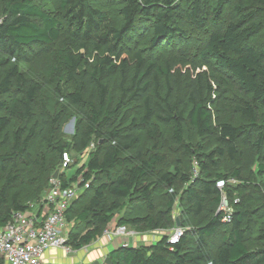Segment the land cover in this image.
Masks as SVG:
<instances>
[{
	"label": "trees",
	"instance_id": "trees-1",
	"mask_svg": "<svg viewBox=\"0 0 264 264\" xmlns=\"http://www.w3.org/2000/svg\"><path fill=\"white\" fill-rule=\"evenodd\" d=\"M57 1L59 10L53 11L45 0H2L0 184L4 183L0 186V224H5L12 212L43 198L48 180L42 195H38L41 187L25 195L12 192L21 178L18 161L37 169L39 162L32 159L30 148L38 139L60 162L65 152L87 154L72 176L58 174L63 186L78 177L89 182L66 211L68 223L73 217L84 225L69 229V246L80 249L92 243L118 210L136 204L144 205L149 213L122 217L117 225L167 228L168 216L179 203L185 206V214L194 217L207 211L202 225L186 228L175 243H169L165 233L149 245H118L108 252L107 264H264V222L255 237L250 235L259 212L264 210V198L259 208L241 207L240 197L236 204L232 202L240 186L255 187L257 183L249 181L250 172L242 177L236 166L230 173L210 171L221 157L236 159L239 147L247 148L258 159L253 176L264 185V125L258 118V108L264 105V43L255 41L264 35V0L260 6L238 1L227 17L223 7L228 0H123L121 21L114 26L107 25L106 13L92 6L90 0ZM188 25L200 30L196 50L199 63L188 74L183 86L185 101L181 102L172 86L164 91L160 82L162 77H171L170 67L148 61L138 51L123 50L122 43L131 42L132 34L143 36L151 30L152 43L171 44L188 37ZM93 39L100 41L95 45L100 53L90 62ZM103 42L108 45L101 49ZM39 53L45 55L48 81L72 84V90L60 95L69 105L79 107L68 143L58 138L62 114L51 113L39 98L43 83L20 69V62H28ZM111 77H120V83L111 84ZM226 80L241 93L231 103L245 123L224 121L215 103L210 102L212 93L223 92ZM57 92L62 91L57 88ZM130 102L141 104L140 117L122 110ZM13 122L18 126L13 127ZM165 126L175 143L196 162L197 176L192 178L177 167L173 172L159 171L158 166L166 160L158 142ZM186 127L199 138L211 137V149L205 151L200 144L186 141ZM141 133L148 142L153 140L150 146L140 143ZM72 158L70 168L78 162ZM149 176L154 181L146 182ZM219 179L235 180L225 187L234 208L229 222H222L217 212ZM156 187L164 188L165 208L153 217L150 212L154 210ZM0 264H4L2 257Z\"/></svg>",
	"mask_w": 264,
	"mask_h": 264
},
{
	"label": "rangeland",
	"instance_id": "rangeland-1",
	"mask_svg": "<svg viewBox=\"0 0 264 264\" xmlns=\"http://www.w3.org/2000/svg\"><path fill=\"white\" fill-rule=\"evenodd\" d=\"M45 1L51 8V10H59L57 0ZM238 1H242L244 4H251L253 2L258 6H260L262 3L261 0H228V2L225 3V6L223 7V14L225 17L231 15L232 5ZM90 3L92 6L97 7L98 9L106 13L107 25L114 26L120 23L121 17L119 9L123 4V0H90ZM1 6L2 0H0V13ZM68 17L69 16H67V18ZM262 17L264 18V12ZM186 27L188 37L175 40L171 44H168L165 41L158 42L159 44L152 43L151 30H149L148 33L143 36H141V34H129V39L132 41L122 43L126 49L121 48L131 53L138 51L141 56L148 61H153L163 67L169 66L171 69V77H162L160 82L164 91L167 90L169 86H172L181 102L185 101L183 86L186 83L188 74L192 71L193 65L199 63L196 50L199 46V35H201L199 34L200 30L193 29L189 25ZM255 41L264 43V35L260 34L255 38ZM102 44L104 45H101V49H104L105 45H108L107 42H103ZM95 45H100V41L93 39L90 42V62H94L98 58L100 53L95 49ZM34 49L36 51L38 48L35 47ZM31 52L33 53L34 50H32ZM202 67L206 68L205 65H202ZM20 69L23 70L27 77L39 80L43 83L44 87L39 98L51 113L62 114V119L60 122V133L58 134V138H60L64 142H70L75 131L77 119L79 117V107L77 105H69L68 103H66L65 99L61 98L60 95L65 91L72 90V84L67 81H48L47 65L45 55L43 53H39L38 55L32 57V59H30L28 62H20ZM120 81V77H111L110 79L111 84L118 85ZM224 87L225 89L222 93H212L210 102L215 103L217 112L224 121H230L232 123H245V120L240 116V114L234 111V106L231 103V101H234L235 97L240 98V91L235 88V86L232 84V82L230 83L229 80L225 81ZM57 88H60L62 92H57ZM224 94L226 95V98H224ZM125 109H128L130 115H135L136 117H140L143 112L141 104L135 102H130L127 106L122 108L123 111H125ZM258 118L260 124L264 125V105L258 108ZM31 124L32 122L30 124H27L26 126H29ZM12 126H18V122H13ZM163 131L164 134L162 135L161 140L159 138L158 142L160 145H163L160 149V152L164 153V155L166 156V160L158 166L159 171L173 172L175 167H177L180 171L190 175V177L192 178L194 176H197L199 174V170L197 169L196 162L192 160V156H189L187 153H185L175 143L169 127H163ZM185 138L188 142L200 144L205 151H209L214 145V141L211 137L199 138L189 127L185 128ZM152 141L153 140L150 139L148 142L145 136L142 133L140 134V143L145 147L150 146L153 143ZM239 150L240 154L236 159H230L227 156H223L220 158L219 163L216 166L210 168V171L212 174L215 171L220 170L230 173L236 166L239 167L242 177H248L250 172L251 176H249V181H252L251 183L256 182L257 184H254L255 187L249 186L247 188H242V186H240L237 190L238 194H233L234 197L232 199V202L236 204V199L240 197L242 200L241 207L247 204L250 208H259L264 198V185L259 181L258 177L253 176V174L257 170L258 159L255 157L254 152L249 151L247 148L239 147ZM30 151L32 159L39 162V164L37 166V169L34 170L32 166L26 164L25 162H21V160L17 162V169L20 171L21 178L16 183L15 188L12 189V192L17 191L18 193H20V195H25L29 191H37V189H40V187L41 190L38 191V195H42L43 187L45 186L47 180L49 181L50 177L58 176L59 173L64 172L67 177L72 176L74 170L78 167V165H80L83 161H86L87 158V154L81 156L75 154L74 152H70V156L78 159V162L71 168L61 167L60 159H57L55 154L46 152V148L41 145L38 139L33 140ZM43 157H46L45 162L44 160H42ZM42 168H46L47 170L42 171ZM154 179V177L149 176L146 179V182L154 181ZM261 179H264V177H261ZM3 183L4 181L0 184V186L3 185ZM34 200L36 199L34 198ZM152 201L154 210L153 212H150V214L153 217H156L158 212L165 208V194L163 187L154 188ZM230 205L233 206L232 203ZM183 208H185V206H181L179 203L175 206L172 214L168 216L170 224L167 228L148 230L144 225L135 226V228L126 227L124 235H132L134 241L130 242H133L137 246H143L146 245L148 241L154 242L158 240L165 233H173L178 226L177 221L180 222L179 226L183 225L181 227L184 229H192L194 227L200 226L202 225L203 221H205V213L207 211L204 214L194 217L185 214ZM147 213H149V210L142 204H136L133 207L127 206L126 208L118 210L114 215L113 221L107 224L106 227H104L95 242L85 245L80 249H75L72 246H68L67 250H62L63 253L60 254L61 256H63L61 264H77L78 260H84L87 258H92V260H94L91 261L92 264H107V254L109 250L116 247L117 243H120V239H117V237L119 236H115L112 238L114 239V242L110 240L109 244H101L100 241H102L103 238L110 239L109 234L116 227L117 223H119L120 218L142 216ZM72 218L73 217H71V220L68 223L67 231H69V229L73 226L79 227V229L84 226L79 224ZM257 219L258 220L253 225V229L250 234L251 237H255L257 235L258 228L262 226L261 223L264 222V210L259 212V217H257ZM209 240L211 241V243L215 241H212L211 239ZM124 242H127V240H124Z\"/></svg>",
	"mask_w": 264,
	"mask_h": 264
},
{
	"label": "built area",
	"instance_id": "built-area-1",
	"mask_svg": "<svg viewBox=\"0 0 264 264\" xmlns=\"http://www.w3.org/2000/svg\"><path fill=\"white\" fill-rule=\"evenodd\" d=\"M73 161L70 154L65 152L62 155L61 167L66 168ZM227 183L234 184L235 180L219 179L216 182V186L221 190L217 212L221 214L222 222L231 220L234 209L225 190ZM88 186L89 182L83 181L81 177L63 186L59 175L52 176L40 203L29 202L24 210L12 212L10 219L5 224H0V257L4 264H44L43 257L49 249L67 250L69 231L66 211ZM125 230L126 226L116 225L109 235H124ZM184 230L177 226L173 233L167 234L168 242H177Z\"/></svg>",
	"mask_w": 264,
	"mask_h": 264
},
{
	"label": "crops",
	"instance_id": "crops-1",
	"mask_svg": "<svg viewBox=\"0 0 264 264\" xmlns=\"http://www.w3.org/2000/svg\"><path fill=\"white\" fill-rule=\"evenodd\" d=\"M167 234V233H166ZM121 236V237H120ZM113 237H110V239H108V238H103V240L102 241H100L101 242V244L103 243V244H109V242H110V240H112L113 242H114V239H112ZM116 239V238H115ZM117 239H120V243H117V246L118 245H123V244H125V243H127V244H129V245H131V246H136L133 242H130V241H134V239H133V237H132V235L130 236V235H119V237H117ZM124 240L126 241L127 240V242H124ZM96 241V240H95ZM95 241H93V242H95ZM92 242V243H93ZM112 242V243H113ZM151 243H153V241H148L147 243H146V245H149V244H151ZM91 244V243H90ZM107 246V245H106ZM116 246V247H117ZM115 248V247H114ZM98 249V248H97ZM113 248H111L109 251H111ZM62 250L63 249H59V248H53V249H49L48 251H46L45 252V254H44V257H43V261H44V264H50V263H55V264H61V260H63V256H61L60 254L61 253H63L62 252ZM69 253V252H68ZM70 254V253H69ZM67 255V254H66ZM101 255V254H100ZM69 260H70V257H69ZM91 261H94V260H92V258L91 259H89V258H87V259H84V260H78L77 261V264H79V263H91Z\"/></svg>",
	"mask_w": 264,
	"mask_h": 264
},
{
	"label": "water",
	"instance_id": "water-1",
	"mask_svg": "<svg viewBox=\"0 0 264 264\" xmlns=\"http://www.w3.org/2000/svg\"><path fill=\"white\" fill-rule=\"evenodd\" d=\"M177 225H178V226L180 225V222H179V221H177Z\"/></svg>",
	"mask_w": 264,
	"mask_h": 264
}]
</instances>
